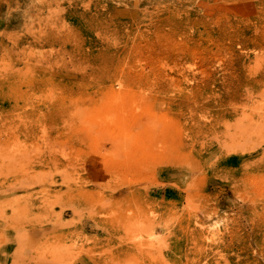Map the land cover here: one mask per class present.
<instances>
[{"label": "rangeland", "instance_id": "rangeland-1", "mask_svg": "<svg viewBox=\"0 0 264 264\" xmlns=\"http://www.w3.org/2000/svg\"><path fill=\"white\" fill-rule=\"evenodd\" d=\"M0 264H264V0H0Z\"/></svg>", "mask_w": 264, "mask_h": 264}]
</instances>
